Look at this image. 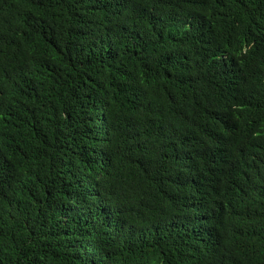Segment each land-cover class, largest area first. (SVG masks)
<instances>
[{"label": "trees", "instance_id": "trees-1", "mask_svg": "<svg viewBox=\"0 0 264 264\" xmlns=\"http://www.w3.org/2000/svg\"><path fill=\"white\" fill-rule=\"evenodd\" d=\"M0 264H264V0H0Z\"/></svg>", "mask_w": 264, "mask_h": 264}]
</instances>
